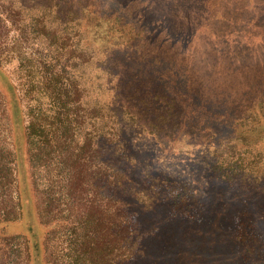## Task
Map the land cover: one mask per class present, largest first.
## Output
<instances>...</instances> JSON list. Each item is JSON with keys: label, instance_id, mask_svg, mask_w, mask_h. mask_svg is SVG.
Here are the masks:
<instances>
[{"label": "rangeland", "instance_id": "374dc122", "mask_svg": "<svg viewBox=\"0 0 264 264\" xmlns=\"http://www.w3.org/2000/svg\"><path fill=\"white\" fill-rule=\"evenodd\" d=\"M0 13L23 123L53 111L52 69L74 138L100 146L99 197L135 231L127 264H264V0H0ZM26 201L5 234L26 232Z\"/></svg>", "mask_w": 264, "mask_h": 264}, {"label": "trees", "instance_id": "16d2710c", "mask_svg": "<svg viewBox=\"0 0 264 264\" xmlns=\"http://www.w3.org/2000/svg\"><path fill=\"white\" fill-rule=\"evenodd\" d=\"M38 30L54 36L44 25ZM0 77V85L5 84L12 95L14 109L7 112L8 98L0 87V194L7 187L12 191L8 201L0 199V242L15 240L4 251L7 258L0 255V264H127L135 231L123 223L122 214L108 198L105 206V199L99 197V184L105 181V176H99L105 171L97 160L100 146L94 145L90 135L84 140L74 138L78 126L72 122L80 124V116L71 117V112L65 111L71 100L62 95L57 74L51 69L46 76L53 111L48 114L37 108L27 124L23 123L13 85L1 69ZM7 131L11 142L6 140ZM22 138L31 167L30 185L25 170L19 173L25 152ZM41 170L44 175H40ZM26 198L33 206L24 222L26 232L5 234L6 224L21 217ZM10 202L14 203L12 209ZM37 227H44L45 233L40 234Z\"/></svg>", "mask_w": 264, "mask_h": 264}]
</instances>
